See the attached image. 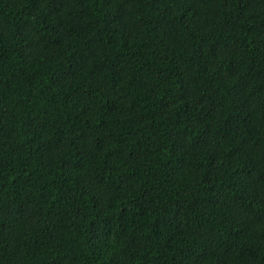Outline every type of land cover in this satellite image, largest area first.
I'll list each match as a JSON object with an SVG mask.
<instances>
[{
	"label": "trees",
	"instance_id": "16d2710c",
	"mask_svg": "<svg viewBox=\"0 0 264 264\" xmlns=\"http://www.w3.org/2000/svg\"><path fill=\"white\" fill-rule=\"evenodd\" d=\"M0 264H264V0H0Z\"/></svg>",
	"mask_w": 264,
	"mask_h": 264
}]
</instances>
